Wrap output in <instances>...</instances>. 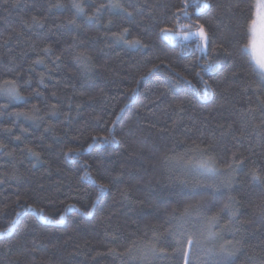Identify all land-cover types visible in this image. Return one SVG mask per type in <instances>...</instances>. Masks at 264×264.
Segmentation results:
<instances>
[{
	"label": "snow or ice",
	"instance_id": "snow-or-ice-1",
	"mask_svg": "<svg viewBox=\"0 0 264 264\" xmlns=\"http://www.w3.org/2000/svg\"><path fill=\"white\" fill-rule=\"evenodd\" d=\"M194 2L195 13L189 11L191 0H44L43 16L32 15L30 20L21 18L20 29L10 28L7 34L0 31V52L7 50L5 66L0 67V117L12 120V124L4 125L0 132L22 142V134L29 129L19 123L21 120L25 124H43L44 131L50 132L54 126L47 123L46 117L63 115L68 125L64 131L67 143L63 137L53 136L52 142L45 147V151L55 152L65 144L60 148V156L66 167L75 172L74 176L64 172L63 179L56 181L57 196L66 195L77 203L89 199L83 214L91 216L104 194L123 181L128 168L122 165L118 170H110L103 163L102 155L96 157L95 164L82 159L84 155L123 145L125 164L133 160L140 164L143 174L137 170L133 179L142 196L133 198L131 187L118 191L120 198L129 202V211L140 216L143 228L137 221L125 219L113 229L111 220L115 214L101 217V222L109 224L106 235L113 242L123 241L119 247L108 250L114 257L113 264H264V47L257 52L255 42L248 40V18L244 17V11L247 7L250 16L251 6L245 5L244 0ZM10 6L23 5L21 0H0V8L5 12ZM257 8V14L264 21V0H257ZM53 10L69 15L58 17L48 27L47 20ZM195 14H199V18L193 19ZM225 19L228 24L222 26ZM241 19L243 24L239 22ZM255 23L252 22L253 31ZM32 27L42 31L35 40L25 39L22 29ZM53 37H56L55 46L51 43ZM98 40L104 41L103 49L94 47ZM177 41L180 43H175ZM13 47L31 48L34 59L29 61L26 52L13 56ZM117 47L140 57L129 67L126 82L130 87L122 89L129 103L138 102L142 81L164 68L169 73V85H191L204 97L215 92L217 87L227 85L221 93L225 103L215 110L217 122L211 123L207 117L190 116L192 128L186 133L188 138L177 139L173 134L175 126L189 115L185 102L175 96L165 102V94L161 92L149 103L166 114L171 124L159 128L155 138L151 135L159 122H153L155 113L145 118L147 122H139L137 113L126 128L120 127L127 105L120 108L119 113L114 114L115 119L109 120L100 132L90 130L91 123L100 121V116L93 117L91 122L84 120L79 128H72L73 119L81 120L84 109L83 104L73 101L82 96L93 101L104 96L105 89L96 85L95 92L90 95L80 92L71 81L78 77L84 81L81 87H93L90 81L98 72L118 75L111 65L98 62L104 49L114 51ZM195 51L200 55L194 60L179 63ZM222 60H231L233 70L223 81H217L214 77L220 71ZM69 64L75 68V73L65 72L67 80L56 79L61 69ZM38 67L44 70L37 72ZM181 67L183 71L178 70ZM46 80L55 81L49 95H45ZM235 82H239L235 95L247 98L238 101L233 97V108L229 110L227 104L237 87ZM61 88L65 93L63 99ZM249 92L255 96L254 101L248 96ZM31 97L38 98V102L25 109L15 107L19 103L27 104ZM161 104L163 107H158ZM15 128H19L21 134L13 136ZM71 132L76 134L70 135ZM86 133L85 146L80 141ZM40 139L43 142L44 137ZM0 152L15 159L14 152L8 151V144L2 139ZM21 152L37 162L43 159V153L30 146H25ZM62 172L61 168L55 169L57 176ZM10 179L12 182L21 179L15 166ZM85 183L88 187L83 186ZM64 188L69 192L64 193ZM88 188H93L94 193H89ZM34 191L37 199L51 202L50 196L42 195L48 191L43 184L37 185ZM77 203L68 204L65 214H61L56 223L65 221L68 210L79 212ZM16 204H21L19 198ZM145 205L154 209L152 218L146 222L138 212V206L142 209ZM24 212L34 213L36 223L24 224L21 240L6 247L10 254L14 248L17 252L12 264H37V240L30 241L31 247L22 241L28 235H42L35 228L41 219L49 221L50 218L44 215L43 208L32 204H25ZM0 216L12 217L7 219L9 226L0 230V237L11 239L7 233L18 231L24 222L23 213L14 209L10 212L9 206L4 205L0 208ZM130 227L136 230L124 231ZM252 238L259 243L251 245ZM41 264L50 262L41 261Z\"/></svg>",
	"mask_w": 264,
	"mask_h": 264
},
{
	"label": "trees",
	"instance_id": "trees-1",
	"mask_svg": "<svg viewBox=\"0 0 264 264\" xmlns=\"http://www.w3.org/2000/svg\"><path fill=\"white\" fill-rule=\"evenodd\" d=\"M257 0H244L245 5L251 6V15L249 16V10L245 7L244 17L248 18V40L250 42L251 38V24L254 20L255 15V5ZM192 7L189 11L195 13V2L191 0ZM22 7H9L7 12L3 8H0V31H3L5 34L8 33L10 28L20 29L22 19L30 20L32 15H37L41 17L44 15L41 10V6L44 3V0H21ZM69 15L67 12H60L53 10L48 17L47 26L51 27L52 22L58 17L63 18ZM199 18V14H195L193 19ZM241 24L244 23V20L239 21ZM228 21L225 19L222 22V26L227 25ZM25 32V39L32 38L35 40L36 36L42 31L36 27L31 29H22ZM103 31V29H101ZM95 35V31H93ZM59 36V34H57ZM82 39L84 37H81ZM53 45H56V37H53L51 40ZM175 43H180L179 41ZM95 48L103 49L104 41L98 40L95 43ZM57 53L59 48H56ZM176 51H179L177 48ZM27 53V59L31 61L34 59V52L31 48L28 47H13L12 55L18 56L21 53ZM199 51H195L194 54L186 55V59L180 61L181 64H187L189 61L194 60L196 56H199ZM7 58V50L0 52V67H4ZM139 60L140 57L135 53L125 52L121 48L117 47L114 51H109L104 49L100 54L98 62L101 65H111L116 69L118 75L114 76L110 72H98L95 77L90 81V84L93 87L83 86L84 81L80 78H74L71 82L77 85V88L80 92H88L90 95L95 92L96 85L103 87L105 89V95L102 97H97L93 101H87L86 97H80L79 99L73 101L74 103H81L84 105V109L81 112V120L73 119L72 128H79L83 125L84 120L92 121V118L95 116H100L101 120L98 122L91 123V129L96 132H100L104 129L105 124L111 120L115 119V113H119L120 108L127 105L126 111L122 114V119L120 122L121 128H126L129 123H131L139 113L140 120L139 122H147L146 117H150L152 113H155L153 122L159 121L157 123V129H153L151 135L155 138L159 133L158 129L163 128L165 124H171V121L168 119V116L164 113L157 111V108L150 105V101L155 99L156 95L162 93L165 94V102H168L171 97L175 96L177 99H182L185 102V107L189 115L185 116L183 121L178 122V125L175 126L174 136L179 140L187 139V131L192 128V123L189 117L202 118L207 117L210 119L211 123L217 122V113L216 109L219 105L224 104L225 101L221 97V93L224 87L227 85H222L217 87L215 92L211 93L207 97L201 95V93L196 92V90L188 84L178 83L176 85H169L167 83L169 78V73L166 69L161 68L157 70L153 75L146 78L142 81V87L140 89V95L138 97V102L134 101L129 103L123 95L122 89L130 87V84L126 82L127 73L131 62L133 60ZM42 67L37 68V72L43 71ZM179 71H183V68H179ZM232 61L231 60H222L220 65V71L214 77L217 81H223L224 77L228 76L232 71ZM67 73H75V68L69 64L67 68H62L60 73L57 74L56 79L67 80ZM188 75V73H185ZM206 79L208 77H205ZM35 79V77H34ZM189 79H192L193 84H196L194 78L189 76ZM114 83H106V81H113ZM123 81V82H122ZM229 83H233L229 81ZM237 87L233 90L232 96L229 97L227 108L231 110L233 104L231 103L232 98L236 100H244L247 97L243 95L236 96L235 93L239 91V82H235ZM48 85V90L45 91L43 88L42 91H45V95H49L50 91L55 86V81L46 80ZM36 84H33L35 87ZM199 87V85H197ZM169 88L172 90L169 91ZM151 89V92L149 91ZM157 89H160V92H157ZM26 91H31L27 89ZM71 95V93H68ZM61 99L64 98L65 93L61 88L60 91ZM248 96H252V93L249 92ZM253 101L255 96H252ZM2 102V101H0ZM38 98L31 97L28 100L27 104L19 103L15 105L18 109L29 108L31 104L37 103ZM57 102V101H50ZM40 106L43 109V103L40 102ZM158 107H163V104ZM43 114V113H42ZM227 114V113H225ZM76 116V113L73 112V117ZM175 119V117H174ZM47 123H50L54 126L53 131L45 132L44 125L40 126L25 124L23 120L19 123L29 129L27 133L22 134V142L14 141L11 136L0 132V139L4 140L8 144V151L14 152L15 159L8 156L6 153L0 152V208L4 205L9 206V211L13 209L23 213L21 219L23 223L19 225L18 231L15 234L7 233V237L11 239L0 237V264H12V261L17 258V252L15 248L10 254L7 250V245L14 244L16 241L21 240V236L24 234V224H35L36 216L31 212H24L25 204L35 205L38 209L43 208L44 215L48 216L49 221L40 220L39 226L35 228V231L41 233L39 237H33L31 235L25 236L22 243L26 244L28 247H31L30 241L33 239L37 240L38 252L39 255L36 256L37 264H41V261L50 262V264H113L114 257L108 254V250L113 247H119L120 243L123 241L113 242L109 235H106V232L109 229V224L107 222H101V217H107L110 213L115 215L111 220V227L116 228L118 224H122L125 219L131 222L132 220L137 221L139 226L143 228V222L140 220L139 215H133L129 211V202L120 198L118 189H123L125 187L132 188L133 198L142 196V191L135 186V180L133 179L136 176L137 170H140L141 174L143 171L140 169V164L133 160L132 163L125 164L126 155L124 153V146H112L107 149L105 152L93 151L90 155L85 154L82 159L89 160L94 164L96 157L102 155L104 157L103 163L106 164L110 170H118L122 165L128 168V173L123 178L122 182L117 183L111 191L104 194L101 201L97 204L93 215L84 216V211H87L85 205L90 203L89 199H84L83 203H77L75 200L69 199L66 195H56V190L54 185L56 181L63 179V173L67 172L69 176H74L75 172L73 168L66 167L63 158L60 156V148L64 147L65 144H61L56 148L55 152L45 151V147L48 143L52 142V137H63L65 143H67L68 138L64 136V131L67 129L68 125L64 121V116L59 115L56 118L46 117ZM223 122V121H220ZM12 120L7 116L0 117V128L4 125H11ZM21 134L19 128L13 130L12 135ZM75 132H71L70 135H75ZM198 135V133H197ZM41 136L44 137L43 142H41ZM86 137L87 133L81 137V144L86 146ZM192 139H195L193 136ZM90 143V141H87ZM25 146H30L35 148L37 151L43 153V159L39 162L31 160L28 157L24 156L21 152ZM183 151V148L179 149ZM13 166L17 169V174L21 177L19 182H12L10 179V174L13 169ZM145 167H147V160H145ZM61 168L63 172L60 176L55 174V169ZM51 173V174H49ZM6 176L8 177L6 179ZM43 184L48 190L47 193L42 195H48L51 197V202L45 199H37L35 196V189L37 185ZM84 187H88V184L85 183ZM89 193H94L93 188H88ZM64 193H68L69 189L64 188ZM20 199L21 204L18 206L16 204L17 199ZM94 199V195L92 197ZM63 202V203H61ZM70 203H77V207L81 210L79 212L75 210H68L65 215V221L63 223H56L59 220L61 214H65L67 205ZM138 212L145 217L146 220L152 218L154 209L148 207L147 205L143 208H139ZM25 217H27L25 219ZM8 217L7 219H11ZM7 219L3 216H0V230L6 229L9 225ZM134 227L124 229V231L130 232L135 231ZM259 234L257 233V236ZM249 243L251 245H256L259 243V240L252 238ZM22 260L25 258H21ZM30 259V258H28ZM243 259V258H242Z\"/></svg>",
	"mask_w": 264,
	"mask_h": 264
},
{
	"label": "rangeland",
	"instance_id": "rangeland-1",
	"mask_svg": "<svg viewBox=\"0 0 264 264\" xmlns=\"http://www.w3.org/2000/svg\"><path fill=\"white\" fill-rule=\"evenodd\" d=\"M258 8H257V1L255 5V15L254 20L255 23V30L253 31V24H251V38L250 42L254 41L256 45L257 52L261 50L262 47H264V21L261 20L260 16L257 14Z\"/></svg>",
	"mask_w": 264,
	"mask_h": 264
}]
</instances>
